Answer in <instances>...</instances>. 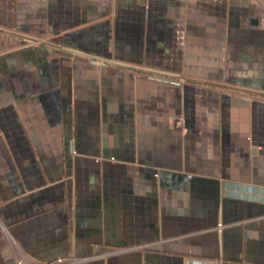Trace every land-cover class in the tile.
I'll return each mask as SVG.
<instances>
[{
    "label": "crops",
    "instance_id": "crops-1",
    "mask_svg": "<svg viewBox=\"0 0 264 264\" xmlns=\"http://www.w3.org/2000/svg\"><path fill=\"white\" fill-rule=\"evenodd\" d=\"M264 264V0H0V264Z\"/></svg>",
    "mask_w": 264,
    "mask_h": 264
},
{
    "label": "built area",
    "instance_id": "built-area-1",
    "mask_svg": "<svg viewBox=\"0 0 264 264\" xmlns=\"http://www.w3.org/2000/svg\"><path fill=\"white\" fill-rule=\"evenodd\" d=\"M49 264H62V260L59 259V260H57V261H55V262H51V263H49Z\"/></svg>",
    "mask_w": 264,
    "mask_h": 264
}]
</instances>
